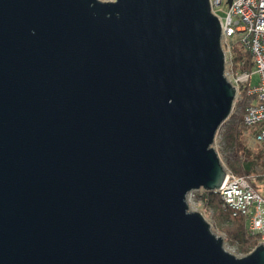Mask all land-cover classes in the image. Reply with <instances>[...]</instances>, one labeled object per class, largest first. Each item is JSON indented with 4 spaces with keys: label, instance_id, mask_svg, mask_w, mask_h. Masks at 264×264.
Returning a JSON list of instances; mask_svg holds the SVG:
<instances>
[{
    "label": "water",
    "instance_id": "obj_1",
    "mask_svg": "<svg viewBox=\"0 0 264 264\" xmlns=\"http://www.w3.org/2000/svg\"><path fill=\"white\" fill-rule=\"evenodd\" d=\"M224 63L209 0H0V264H264L187 204Z\"/></svg>",
    "mask_w": 264,
    "mask_h": 264
},
{
    "label": "built area",
    "instance_id": "obj_2",
    "mask_svg": "<svg viewBox=\"0 0 264 264\" xmlns=\"http://www.w3.org/2000/svg\"><path fill=\"white\" fill-rule=\"evenodd\" d=\"M224 4L226 9L222 7ZM209 5L220 23L224 76L235 89L234 101L241 95L245 104L241 121L254 130V140L264 145V0H209ZM231 37L237 38L240 44L237 49L245 53L246 58L234 61L233 48L226 43ZM254 74L258 75V83L252 86ZM215 193L224 208L245 218L248 231L257 238L258 244L264 245V199L256 176L225 170Z\"/></svg>",
    "mask_w": 264,
    "mask_h": 264
},
{
    "label": "rangeland",
    "instance_id": "obj_3",
    "mask_svg": "<svg viewBox=\"0 0 264 264\" xmlns=\"http://www.w3.org/2000/svg\"><path fill=\"white\" fill-rule=\"evenodd\" d=\"M110 1V0H101ZM226 9V5L222 6ZM220 16H224L220 13ZM226 43L233 48V54L239 52L240 44L237 43L236 37H231ZM227 47V44L225 45ZM258 83V75L254 74L251 79V85ZM242 86H240L241 88ZM242 96L237 97L232 105L229 117L218 128L212 147L217 152L221 165L225 170H229L233 174L241 175L246 173L243 167L246 163H250V170L248 173L256 176L257 187L261 196L264 199V145L257 143L254 140V130L245 126L242 121V114L244 112V103ZM230 130L236 132L239 148L236 142H229L227 139ZM241 168L240 173H235L232 168ZM203 190L191 191L187 196V204L190 211H197L202 214L209 224L211 232L223 240V246L227 251L237 257H242L249 253L254 247H250L246 253L240 252L238 243L230 235L233 229V224L223 215L218 209L212 206H205L202 198ZM223 206V205H222ZM232 228V229H231ZM231 229V230H230ZM257 239V238H256ZM258 243L256 242L257 246Z\"/></svg>",
    "mask_w": 264,
    "mask_h": 264
},
{
    "label": "trees",
    "instance_id": "obj_4",
    "mask_svg": "<svg viewBox=\"0 0 264 264\" xmlns=\"http://www.w3.org/2000/svg\"><path fill=\"white\" fill-rule=\"evenodd\" d=\"M247 55L243 52H238L235 54L234 61L237 62L243 58H246ZM237 133L233 130H230L227 139L229 142H236V146L239 148L240 143H238L237 140ZM250 170V163H246L243 167V171L248 173ZM232 171L235 173H240L241 168L233 167ZM202 198L204 201L205 206L209 207L212 206L215 209H218L221 213H223L224 216L230 221V224H233V229L230 232V235L234 239L235 243H238L240 245L239 251L246 253L249 251L250 247H255L257 239L254 235H252L246 225V220L242 215L236 214L233 215V213L224 208L222 206V201L218 194L213 193L211 191H203Z\"/></svg>",
    "mask_w": 264,
    "mask_h": 264
}]
</instances>
